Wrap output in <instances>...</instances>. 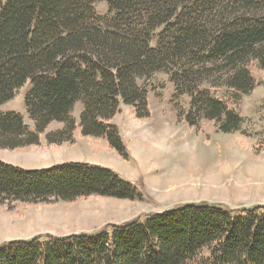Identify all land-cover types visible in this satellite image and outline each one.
Instances as JSON below:
<instances>
[{"label": "trees", "instance_id": "trees-1", "mask_svg": "<svg viewBox=\"0 0 264 264\" xmlns=\"http://www.w3.org/2000/svg\"><path fill=\"white\" fill-rule=\"evenodd\" d=\"M95 1L0 0V105L29 82L31 122L0 109V149L37 146L43 138L73 143L78 131L125 157L112 119L122 104L137 118L149 116L147 82L157 72L190 96L189 126L240 128L243 117L217 91L247 94L257 84L264 0H106L109 17L95 11ZM211 70L215 81L206 78ZM54 122L62 127L47 130ZM88 196L134 199L139 192L98 164L24 169L0 159V204ZM0 264H264V206L184 202L90 232L12 239L0 244Z\"/></svg>", "mask_w": 264, "mask_h": 264}, {"label": "rangeland", "instance_id": "rangeland-1", "mask_svg": "<svg viewBox=\"0 0 264 264\" xmlns=\"http://www.w3.org/2000/svg\"><path fill=\"white\" fill-rule=\"evenodd\" d=\"M93 7L101 16H110L106 0L95 1ZM253 69L257 84L249 93L217 91L243 117L240 128L233 132H220L211 123L189 126L184 116L190 96L179 94L167 73L157 72L147 82L149 116L137 118L122 104L112 119L125 146V157L103 138L81 136L78 131L73 143L50 145L43 138L37 146L0 149L1 160L24 169L71 157L101 161L139 192L134 199L88 196L70 202L0 204V244L36 235L90 232L184 202L209 201L231 209L264 206V70ZM217 77L212 70L206 76L213 81ZM28 88L26 82L0 106L2 111L20 112L31 124L24 105ZM79 109L77 104L75 116ZM60 127L62 123L54 122L47 130Z\"/></svg>", "mask_w": 264, "mask_h": 264}, {"label": "crops", "instance_id": "crops-1", "mask_svg": "<svg viewBox=\"0 0 264 264\" xmlns=\"http://www.w3.org/2000/svg\"><path fill=\"white\" fill-rule=\"evenodd\" d=\"M80 104V103H79ZM80 108H81V104H80ZM0 109L1 106H0ZM80 110V109H79ZM5 151V150H4ZM1 158V157H0ZM64 161H77V162H87V163H92V164H98V165H102V166H106L108 167L106 164H104L103 162L101 161H97V160H92V159H88V158H80V157H71V158H66V159H60V161H57L56 163H60V162H64ZM8 162V161H6ZM10 163V162H9ZM56 163H53V164H56ZM53 164H50V165H53ZM50 165H46V166H43V167H47V166H50ZM37 168H42V167H37ZM116 172V171H115ZM117 173V172H116ZM118 174V173H117Z\"/></svg>", "mask_w": 264, "mask_h": 264}]
</instances>
